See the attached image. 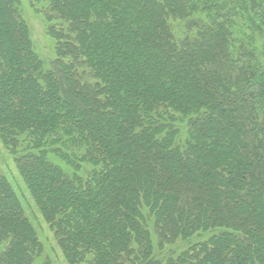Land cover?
<instances>
[{"label": "trees", "instance_id": "obj_1", "mask_svg": "<svg viewBox=\"0 0 264 264\" xmlns=\"http://www.w3.org/2000/svg\"><path fill=\"white\" fill-rule=\"evenodd\" d=\"M0 144V264L21 187L66 264H264V0H0Z\"/></svg>", "mask_w": 264, "mask_h": 264}, {"label": "rangeland", "instance_id": "obj_2", "mask_svg": "<svg viewBox=\"0 0 264 264\" xmlns=\"http://www.w3.org/2000/svg\"><path fill=\"white\" fill-rule=\"evenodd\" d=\"M23 15L29 25L31 37L36 51L46 62L50 61L54 57V47L53 41L46 34V26L43 19L40 15H37L27 3L23 6ZM0 159L3 160V163H6L11 167V161L1 144ZM21 193L24 195V199L22 200L25 204L27 216L33 222L38 232V236L45 247L44 257L51 259L55 264H66L63 256L56 248L51 231L39 217V214L37 213L38 211L36 210L34 204L27 195L28 193L23 189V187H21Z\"/></svg>", "mask_w": 264, "mask_h": 264}]
</instances>
